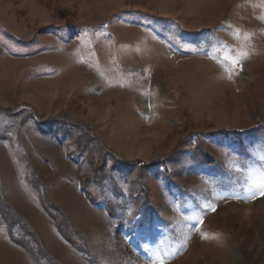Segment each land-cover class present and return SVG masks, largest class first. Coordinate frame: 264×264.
Instances as JSON below:
<instances>
[{"label":"rangeland","instance_id":"374dc122","mask_svg":"<svg viewBox=\"0 0 264 264\" xmlns=\"http://www.w3.org/2000/svg\"><path fill=\"white\" fill-rule=\"evenodd\" d=\"M262 17L0 0V264H264Z\"/></svg>","mask_w":264,"mask_h":264},{"label":"snow or ice","instance_id":"6c2138e0","mask_svg":"<svg viewBox=\"0 0 264 264\" xmlns=\"http://www.w3.org/2000/svg\"><path fill=\"white\" fill-rule=\"evenodd\" d=\"M262 19H264V17H262ZM237 36H239V33H236ZM225 49H227V45L224 46ZM217 50H213V52H211L210 58L217 60L218 63H224L227 62L226 65V70L229 72V79L231 78V75L236 71V69L240 66L241 62L244 59L248 58V53L246 51L243 50H239L236 51L235 55H224L223 60L221 61L220 58L217 56L216 54ZM256 174L252 171L249 172V178L251 180V188H258L260 195L264 196V171H261L259 173V178L256 179L255 178ZM238 198V197H237ZM190 219L192 220H197L199 223H202V217H197L195 215H193L192 217H190ZM202 238H207L202 236ZM151 264H166V258L162 257L161 255H157L156 259L153 260L151 262Z\"/></svg>","mask_w":264,"mask_h":264}]
</instances>
